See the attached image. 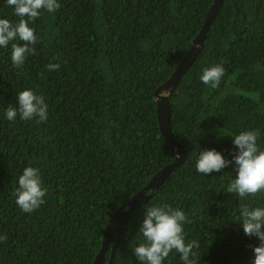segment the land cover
I'll list each match as a JSON object with an SVG mask.
<instances>
[{
  "label": "trees",
  "instance_id": "1",
  "mask_svg": "<svg viewBox=\"0 0 264 264\" xmlns=\"http://www.w3.org/2000/svg\"><path fill=\"white\" fill-rule=\"evenodd\" d=\"M215 0H58L31 24L36 55L13 67L11 43L0 47V264H93L108 221L176 161L162 137L156 90L170 79L200 33ZM0 18L16 23L0 0ZM205 48L171 96V126L187 161L124 225L112 264H140L133 249L145 208L183 210L186 240L199 241L197 264H252L259 241L245 235L241 205L264 207V191L226 192L234 163L207 176L196 170L202 150L231 160L233 134L259 129L264 150V0H225ZM60 64L58 70L47 65ZM222 64L217 88L200 80ZM32 89L45 97L48 119H6L9 104ZM27 166L40 170L47 195L23 212L14 195ZM113 237L105 264L112 257ZM164 264H183L173 250Z\"/></svg>",
  "mask_w": 264,
  "mask_h": 264
},
{
  "label": "clouds",
  "instance_id": "2",
  "mask_svg": "<svg viewBox=\"0 0 264 264\" xmlns=\"http://www.w3.org/2000/svg\"><path fill=\"white\" fill-rule=\"evenodd\" d=\"M6 3L13 7L19 20L13 23L9 19L0 18V47L7 48L11 43L13 67L21 68L28 56L36 55L35 45L42 39L31 24L35 23L43 11L53 13L61 5L58 0H6ZM195 47L199 48V44ZM60 66L50 63L47 68L50 71L58 70ZM224 74L223 65L216 64L204 68L200 80L211 88H217ZM16 105L9 104L7 107V120L14 121L17 115L21 120H36L37 123L48 119L45 97L32 89L19 92ZM260 135L259 129L231 135L236 147L231 160L216 149L202 150L196 162V170L207 176L213 172L219 173L234 163L236 175L228 184L226 192L236 194L239 198L255 196L264 191V150L257 143ZM47 191L40 170L27 166L18 178L15 202L23 212L32 213L46 203ZM236 222L241 224L246 236L255 237L259 241L258 245L252 246V264H264V207L241 205ZM185 223L190 221L183 210L166 203L147 206L139 230L143 238L133 249L140 264H164L173 250L180 254L183 264H197L198 253L194 249H198L200 244L197 240H186ZM6 240V235L0 236V242Z\"/></svg>",
  "mask_w": 264,
  "mask_h": 264
},
{
  "label": "water",
  "instance_id": "3",
  "mask_svg": "<svg viewBox=\"0 0 264 264\" xmlns=\"http://www.w3.org/2000/svg\"><path fill=\"white\" fill-rule=\"evenodd\" d=\"M224 1L225 0L214 1V4L208 10L200 33L191 42L187 53L176 67L170 79L167 80L165 84L160 86L155 92V102L157 105V117L160 133L171 147L173 153L175 154L176 161L161 170L142 190L135 194L129 202L124 204L115 212V214L107 223L105 240L103 242L101 251L97 255L93 264H105V255L109 251L110 243L113 237H116L112 257L109 264L113 263V259L119 245L121 233L125 223L134 216L137 207L141 204H145L149 199L153 198L159 191L161 186L165 183V181L169 179V177L187 161L185 150L177 142L173 135L171 126L172 107L170 100L174 91L181 84L187 72L193 67V65L196 63L197 59L203 52L205 48L204 42L210 31V27L217 18L218 11ZM197 44H199V48L195 47V45Z\"/></svg>",
  "mask_w": 264,
  "mask_h": 264
},
{
  "label": "flooded vegetation",
  "instance_id": "4",
  "mask_svg": "<svg viewBox=\"0 0 264 264\" xmlns=\"http://www.w3.org/2000/svg\"><path fill=\"white\" fill-rule=\"evenodd\" d=\"M156 195V194H155Z\"/></svg>",
  "mask_w": 264,
  "mask_h": 264
}]
</instances>
